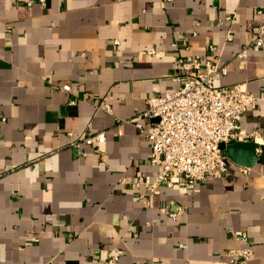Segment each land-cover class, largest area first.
<instances>
[{"label": "crops", "instance_id": "obj_1", "mask_svg": "<svg viewBox=\"0 0 264 264\" xmlns=\"http://www.w3.org/2000/svg\"><path fill=\"white\" fill-rule=\"evenodd\" d=\"M261 7L264 0H0V264H98L95 254L115 247L123 254L114 264H232L225 252L237 245L234 231L252 249L246 264H264V162L253 142L190 193L161 188L155 205L182 207L176 219L142 206L129 186L155 173L132 119L146 97L178 86L179 56L218 55L226 73L216 84L255 95L240 125L264 136V48L249 49L244 67L237 57ZM100 130L98 150L70 145Z\"/></svg>", "mask_w": 264, "mask_h": 264}, {"label": "built area", "instance_id": "obj_2", "mask_svg": "<svg viewBox=\"0 0 264 264\" xmlns=\"http://www.w3.org/2000/svg\"><path fill=\"white\" fill-rule=\"evenodd\" d=\"M44 1L39 0L42 4ZM256 12L263 14V20L251 41L237 53L240 67L246 65L249 49L264 48V8H258ZM178 45L173 41L171 48L176 49ZM210 49L215 48L210 46ZM177 65L178 86L146 97L144 109L132 119L137 133L150 144L148 163L155 168V173H142L129 181L130 189L136 191L142 206L155 207L172 219H176L184 209L177 207L173 211L166 206L155 205V196L161 188L174 186L190 193L197 182L209 176L224 175L228 168L221 143L230 140L253 142L255 154L264 162V149L261 147L264 136L257 130H246L240 125L242 114L255 107V95L239 84H216L217 77L226 73L218 55L204 58L199 55L179 56ZM58 88L69 91L70 85L60 83ZM97 108L111 112L109 104L104 101L98 103ZM104 141L105 131L100 130L80 133L73 137L70 145L85 143L98 150ZM124 180L121 179L122 182ZM232 236L237 245L227 249L226 258L232 264H246L252 255L247 236L240 231H234ZM122 254L123 249L115 247L103 255L95 254V258L98 264H114Z\"/></svg>", "mask_w": 264, "mask_h": 264}, {"label": "water", "instance_id": "obj_3", "mask_svg": "<svg viewBox=\"0 0 264 264\" xmlns=\"http://www.w3.org/2000/svg\"><path fill=\"white\" fill-rule=\"evenodd\" d=\"M248 143V142H247ZM246 142H239V141H235V140H230L227 143H221L220 147L223 150V153L225 156L229 157V158H235V151H237L238 149H243L246 146ZM241 163L247 165L249 164L247 161H242Z\"/></svg>", "mask_w": 264, "mask_h": 264}]
</instances>
